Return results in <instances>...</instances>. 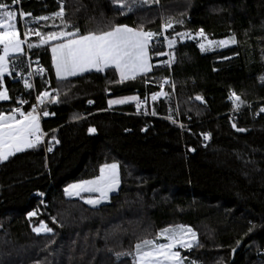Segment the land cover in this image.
I'll list each match as a JSON object with an SVG mask.
<instances>
[{"label": "trees", "instance_id": "1", "mask_svg": "<svg viewBox=\"0 0 264 264\" xmlns=\"http://www.w3.org/2000/svg\"><path fill=\"white\" fill-rule=\"evenodd\" d=\"M0 2L30 13L27 20L52 18L63 6L55 22L76 36L118 25L159 34L149 44L151 70L123 81L114 67L58 79L52 42L35 36L13 55L0 112L21 105L29 112L33 89L24 81L29 58L38 59L36 91L51 94L41 125L53 152L41 140L0 162V264H136V244L179 224L198 233L185 251L193 264H264V0H150L133 8L131 0L123 8L114 0ZM17 23L22 36L19 15ZM45 23L29 27L46 32ZM201 29L237 43L204 52L197 40H179L169 63L165 37ZM154 93L166 95L152 100ZM233 93L243 101L238 108ZM123 97L137 99L109 106ZM113 162L121 185L108 202L66 195L69 184ZM40 224L52 231H34Z\"/></svg>", "mask_w": 264, "mask_h": 264}, {"label": "snow or ice", "instance_id": "2", "mask_svg": "<svg viewBox=\"0 0 264 264\" xmlns=\"http://www.w3.org/2000/svg\"><path fill=\"white\" fill-rule=\"evenodd\" d=\"M19 0H12V5H16ZM119 7H125L124 0H114ZM23 22L24 27L28 30L23 33L24 39L20 38V32L17 28V16ZM31 14L19 13L13 9L8 3L0 2V87L5 74L11 75L9 65L15 66V61L12 59L14 54L23 52L22 45L27 43L29 37L35 35L40 38V44H49L51 41L60 40L64 37H76L75 32L49 31L46 34L42 33L39 28H30L29 24H38L41 20H48L49 17H37L32 20H27L25 17ZM53 16L63 19V6L61 10L54 13ZM43 27V26H41ZM173 27L171 20L162 26V30L166 31ZM159 34L151 31H144L142 28L137 30L126 25H118L110 31L97 33H89L87 35L79 36L78 38L67 39L63 43L52 46L53 60L55 64L57 77L64 79L67 76L76 75L78 72H84L90 68H95L96 71H103L109 67H115L120 74L121 81L129 78H135L137 73H147L151 70L152 65L149 63V44L154 36ZM178 37H191L189 33H177ZM196 37L203 38L207 41L209 46L217 44L219 46L226 45L228 40L213 41L209 40L205 35L203 29L196 33ZM168 46L171 47L176 43V38L168 39ZM231 42L235 43V37H231ZM33 44H28V47H33ZM38 46V45H37ZM201 50H205V43L199 44ZM157 55H164V53H156ZM171 59V57H170ZM39 71H43L40 69ZM29 75H32L30 72ZM264 79V78H262ZM26 87L31 88L32 85L27 80L24 81ZM167 82V81H165ZM55 91V90H54ZM165 93H154L152 100ZM51 96L47 91L37 95V105L32 106V110L25 113L20 108L10 109L7 114L0 112V162L5 161L9 156L15 153L22 152L26 149H31L41 142L42 136L39 115L37 114V106L45 103L46 98ZM234 100L238 108L243 101L239 95L235 93L230 97ZM9 99L7 89L0 91V100ZM136 97H127L123 99H111L108 101L109 106L115 104H123L129 100H136ZM147 99V98H145ZM201 99V97H196ZM50 102H57L55 97H52ZM27 103V101H21ZM89 103H92L89 101ZM140 108V104H137ZM264 111V108L261 109ZM19 114V119H17ZM49 113L45 111L43 115L47 116ZM155 115V112H152ZM243 131V129H240ZM95 128H89L90 133H94ZM207 138V136H206ZM53 139H55L53 137ZM58 143V141H56ZM49 152L52 148L47 149ZM117 165H105L100 169V175L93 180H85L76 184H71L65 188V193L68 195L79 196L82 192L99 193L101 199H106L108 192L113 190L114 186L118 184L116 176ZM39 195H43L40 193ZM89 204L99 203V200L87 199L85 201ZM37 213H29V216H35ZM41 229L51 232L50 228L41 225V228H36L34 231H41ZM190 228L185 226H176L175 228L163 229L159 235L165 236L169 243L156 244L153 240H144L142 243L135 245L138 253L139 264H163L164 260L179 261L180 253L173 251L177 244L184 247L191 245L185 241L184 236L186 232H191ZM193 237L195 233H192ZM239 243V241H237ZM149 249L142 251V249ZM163 258L161 260L160 258Z\"/></svg>", "mask_w": 264, "mask_h": 264}, {"label": "rangeland", "instance_id": "3", "mask_svg": "<svg viewBox=\"0 0 264 264\" xmlns=\"http://www.w3.org/2000/svg\"><path fill=\"white\" fill-rule=\"evenodd\" d=\"M132 2V5L130 7H137V6H142V5H146V4H149L151 3L150 0H131ZM14 10H16L14 7H13ZM17 11V10H16ZM55 16H52V18H49L47 20V23H45L47 25V27H50V30H46V32L43 31L42 27L41 26H38L39 30L42 32V33H47L49 31H53V32H58V31H65V32H74V31H70L67 26H65L63 23H61L60 21L57 20V22H55V19H54ZM17 28L19 30V27H18V23H17ZM139 30V29H138ZM20 32V30H19ZM183 33H189L191 34V37L192 38H189V37H184L183 39H181L180 37H178L177 35H174L173 37L176 38V43L180 40V41H186V40H190V39H194V40H197L198 43L200 44L201 42L205 43V50H203L204 52H211V51H215V50H220V49H224L226 47H229V46H232V45H235L237 43V39H236V36L235 35H230V36H227V37H224V38H219V39H211V38H208L209 40H213V41H220V40H228L229 42L226 44V45H223V46H219L217 44H213L211 46H209L207 44V41L204 40L203 38H200V37H196V33L198 32H192V31H185ZM32 36H35V35H32ZM235 37V43H232L231 42V37ZM37 37V36H35ZM172 37V38H173ZM20 38L21 39H24L22 38L21 34H20ZM38 39H40L39 37H37ZM64 38H68V37H64ZM171 37H168V39H172ZM63 39V38H62ZM56 41V40H55ZM52 42V41H51ZM175 43V44H176ZM174 44V45H175ZM172 45L171 47L168 46V41H167V47H168V51H167V55H168V58H167V61L169 63L172 62V59H173V53H172V47L174 46ZM22 48H23V51H24V44L22 45ZM16 55V54H14ZM171 57V59H170ZM9 70H10V65H9ZM8 75V74H5V76ZM4 76V77H5ZM4 79V78H3ZM163 81V80H161ZM4 90V86L0 89V91H3ZM123 98H127V97H123ZM123 98H119V99H123ZM20 118V117H19ZM17 118V119H19ZM39 120H40V128H41V132H42V125H41V119L39 117ZM10 157V156H9ZM112 164H116L117 165V169H116V176L118 178V184H116L113 188V190L109 191L108 192V195H107V198L106 199H101L100 198V194L99 193H88V192H82L79 196L73 194V195H68L66 194L68 197H71V198H80L84 201H86L87 199H94V200H99L100 202L99 203H96V204H89L91 206H98L100 204H103V203H106L109 201L110 199V196L117 192L120 188V185H121V178H120V169H119V164L117 162H113V163H108V164H104L103 166L105 165H112ZM102 166V167H103ZM95 179V178H93ZM93 179H87V180H93ZM82 181H85V180H82ZM81 181H77V182H73L71 184H76V183H79ZM69 184V185H71ZM68 185V186H69ZM67 186V187H68ZM66 187V188H67ZM41 225H38L36 228H41ZM44 225V224H43ZM185 226V228H190L192 231L191 232H186L185 233V236H184V239L186 242H188L191 246L190 247H184L180 244H177L176 247L173 249V251H178L180 253V259L179 261H173V260H164L163 261V264H193L195 262L188 260L187 256L185 255V251L186 250H189V249H192L197 243H198V233L196 230H194L192 227L190 226H187V225H183V224H179V225H174V226H171V227H168V228H175L176 226ZM46 226V225H45ZM46 230H43L41 229V231L39 232H45ZM192 233H195V236L193 237ZM160 232L156 235V237L154 239H151L153 240L156 244H166V243H169V240L165 237V236H161L159 235ZM149 249H142V251H147ZM161 260H163V258L161 257L160 258ZM135 261H136V264H139V259H138V253L136 254L135 256Z\"/></svg>", "mask_w": 264, "mask_h": 264}, {"label": "built area", "instance_id": "4", "mask_svg": "<svg viewBox=\"0 0 264 264\" xmlns=\"http://www.w3.org/2000/svg\"><path fill=\"white\" fill-rule=\"evenodd\" d=\"M28 29L27 28H25L24 27V25H23V31H22V38H24V36H23V33L25 32V31H27ZM40 69H43V71H39ZM32 73V75H29V73ZM44 72V66L39 62V60L38 59H34V58H29V73H28V76H27V78L25 79V80H27L28 81V83H30L31 85H32V89H33V102L31 103V105H30V110L29 111H31L32 110V106L33 105H37V100H36V97H37V95L39 94L37 91H36V85H35V80H36V78L37 77H39L42 73ZM163 81L162 82H164V81H167V79L166 78H163L162 79ZM25 83V82H24ZM31 100L30 99H28L27 100V102H30ZM15 108H20L22 111H24L25 113H27L26 111H25V109H24V107L21 105V106H18V107H15ZM37 114L39 115V117H40V119H41V117H42V112H41V105H38L37 106ZM17 118H19V114H17ZM42 133L44 134L43 136H42V141L44 142V144H45V149H46V152L47 153H52L53 152V148H52V146L50 145V140H49V133L48 132H46V131H42ZM49 147H51L52 148V151L51 152H49L47 149L49 148Z\"/></svg>", "mask_w": 264, "mask_h": 264}, {"label": "crops", "instance_id": "5", "mask_svg": "<svg viewBox=\"0 0 264 264\" xmlns=\"http://www.w3.org/2000/svg\"><path fill=\"white\" fill-rule=\"evenodd\" d=\"M126 26H128V27H131V26H129V25H126ZM131 28H134V27H131ZM134 29H136V28H134ZM138 30V29H137ZM85 35H87V34H85ZM82 36V35H81ZM79 36H76V37H68V38H65V39H63V40H60V41H52V44H51V46H50V51H51V48H52V46L53 45H55V44H59V43H63L65 40H67V39H72V38H78ZM148 52H149V49H148ZM51 55H52V59H53V53H52V51H51ZM149 57H150V53H149ZM149 63L152 65V63H151V58L149 59ZM53 65H54V69H55V64H54V60H53ZM110 68V67H109ZM115 68V67H114ZM107 69V68H106ZM106 69H104V70H106ZM103 70V71H104ZM88 71H96L95 70V68H90L89 70H87V71H84V72H78L76 75H72V76H67L66 78H69V77H73V76H77V75H80V74H82V73H85V72H88ZM10 72H11V68H10ZM138 74H142V73H137L136 75H138ZM55 75H56V77H57V74H56V69H55ZM120 75V74H119ZM58 78V77H57ZM58 79H60V78H58ZM4 89H5V87H4ZM7 93H8V91H7ZM9 96V95H8ZM0 101H3V100H0ZM6 114V113H5Z\"/></svg>", "mask_w": 264, "mask_h": 264}]
</instances>
